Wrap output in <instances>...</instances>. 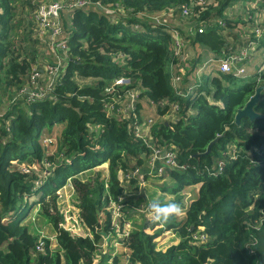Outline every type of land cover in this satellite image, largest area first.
Here are the masks:
<instances>
[{
    "label": "trees",
    "instance_id": "16d2710c",
    "mask_svg": "<svg viewBox=\"0 0 264 264\" xmlns=\"http://www.w3.org/2000/svg\"><path fill=\"white\" fill-rule=\"evenodd\" d=\"M90 1L62 15L68 58L46 85L45 64L55 61L44 58L45 44L33 19L36 4L0 0V99H6L0 116V264H94L98 254L106 261L98 228L111 230L110 204H144L150 212L152 202L125 197L120 172L136 183L139 174L133 173H149L158 148L176 154L175 166L159 177L173 181L163 190L176 196L182 215L167 223L145 219L141 228L120 238L128 264H264V91L254 107L262 116L236 121L264 83L263 69L255 72V80L239 85L250 74L247 55L264 47V24L261 33L246 25L264 21V13L251 3L246 15L232 18L233 4L246 0H219L203 11L202 25L182 33L194 50L190 69L206 66L201 78L185 77L177 87L175 72L185 70L176 54L172 30L177 27L163 15L172 9L176 14L175 8L190 0ZM18 15L28 33L19 34ZM240 23L246 42L233 35ZM251 44L252 52L243 55ZM234 56L242 59L231 61V71H221L218 60ZM242 68L244 74H238ZM35 70L42 74L45 93L12 101L19 90L32 87ZM77 75L94 81L80 84ZM118 78L129 82L115 84ZM57 126L63 129L52 152L46 139L56 136ZM139 126L145 133L139 134ZM46 129L52 133L43 138ZM104 163H109L107 178L100 171L87 181L74 177ZM69 179L93 237L73 236L63 228L59 190ZM190 186L197 192L183 206L182 193ZM36 205L56 231L57 248L44 237V250H37L40 236L23 223ZM168 230L181 241L157 249L155 240Z\"/></svg>",
    "mask_w": 264,
    "mask_h": 264
},
{
    "label": "rangeland",
    "instance_id": "374dc122",
    "mask_svg": "<svg viewBox=\"0 0 264 264\" xmlns=\"http://www.w3.org/2000/svg\"><path fill=\"white\" fill-rule=\"evenodd\" d=\"M251 3L254 5V7L257 9L258 12L264 13V8L262 7L264 0H248V1L246 0V2H239L237 4H233V6L230 8V10L228 9L230 11V16H232V18L233 17L235 18V17H238L240 14H243V16H244V14L246 15V13H248V8H250L248 6ZM181 5H179L177 8H175L176 12L179 11V7ZM169 13L170 12H167L163 16L166 17L167 19L172 20L171 21L172 23H174L175 21L177 23H181L180 22L182 20L181 16L175 17V16L170 15ZM248 17L249 16H247V18ZM15 19H16V21L21 20L20 21L21 24H20V27L18 29L19 34L22 35L24 33H28L29 31H28V28L26 26L27 24H26L25 19L19 15ZM263 24H264V21L256 20V22L247 24L246 27L254 28L255 29L254 31L256 33H261L263 31V28H262ZM240 26H241V23L239 24V26L234 27V28H236V30L234 31L233 35L241 34L242 37L244 38V42H246V40L249 39V36L246 32H244V29L239 28ZM20 29L23 30L22 33L20 32ZM246 30L248 31L247 28H246ZM248 32L252 33L253 31H248ZM238 36H239V38L236 40L237 43H239L241 40L240 35H238ZM178 39L180 40L181 43L182 42L184 43L181 35L178 36ZM232 41H233V38H232ZM175 46H176V42H175ZM229 48H231V44H230ZM246 49H247L248 53L252 52V44H251V48H246ZM246 49H244L243 51L245 52ZM184 50L183 49L181 50L180 55H182V54L184 55ZM191 50H192V48H191ZM253 53H255V54L250 53L247 55V58L248 59L251 58L250 61L252 60L251 62L248 61V63H247L250 74H249V76H246L244 81L239 82V85H243L245 80H251V81L255 80V75H254L255 72L260 74L264 69V47H262L260 51L253 50ZM193 54H194V52L192 50V55L189 54L188 58L184 57L183 60H181V56H179L178 57L179 61L182 64H190V66L192 67ZM49 57H50V55H45L44 58L46 60V59H49ZM254 59H255V61L253 62ZM46 62H47V60H46ZM242 69H240L238 71V74L243 71ZM194 71H195V69L191 70V73L193 76H194V74H193ZM242 74H244V71L242 72ZM186 77L189 78V76H187V75H186ZM75 78H76L77 82L80 84L92 83L94 81V79H92V78L82 79L78 75ZM180 78L183 79L182 83H184L185 79L183 78V76H180ZM189 79H191V78H189ZM5 103H6V99L3 98L2 100H0V113H3L1 110L5 106ZM11 103H13V102H11ZM62 129H63L62 126L55 127V129L53 131L56 132V136H50L53 139V141L50 142L48 145H50V148H52L51 149L52 152H53V150H56L58 147L60 134H61L60 132L62 131ZM51 133L52 132H50L48 129H46L44 131L43 138L46 136H49ZM108 166H109V163H104V164H102V165H100L94 169L87 170L83 173L78 174L77 176H74V177L79 178L80 180H83V181H87V179L94 178L96 172L100 171L102 173V177L107 178L108 177V169H109ZM138 178H139V181H137L136 183L133 184L132 182L128 181L126 175L123 172H120V179H121V181L125 187V193H124L125 197L127 196L130 198V196H131V198H137L140 196V197H143L147 201L160 200L163 202H173L175 200V198H176L175 195L170 194L169 192H165L163 190L164 187H166V186L171 187L174 184L170 178H167V177L162 178V177H159L158 175L149 174V173H146L145 176H143V174H141V175H139ZM71 185L73 186V179H69L67 181V184L65 185V187L66 186L68 187L69 192L68 191L67 192L62 191L61 194H63V196H65V198H63L62 200L59 201V208L64 215V221L62 224L63 228L68 230L73 236H90V237H93L94 234L92 233V230L85 224V222L81 216V209L79 207L80 200L78 198V195H77L75 188H74L75 194H73V195L71 194V196H69V194L71 193V190H70ZM59 192H60V190H59ZM196 192H197V188H195L194 186H190V187H187L184 189V191L182 193L184 195V200L182 202L183 206H186L189 204L190 199L195 196ZM59 196H60V194H59ZM36 199L37 198H33L32 200L34 201ZM37 208H39V211H37ZM145 208H146V205H144V204L141 205L140 207H134L133 204H130V205L129 204L128 205H124V204L123 205H117L116 203L110 204V206L108 207V210L110 211L111 216H112V221H111L112 228L108 233H104L102 229L98 228L99 232H101V235H103L102 236V247H100V249H102L103 253L106 254L108 257L105 261L104 258L102 257V255L98 254L94 264H99V262L102 263V259L104 260L103 264H115L114 263L115 258H119L121 260L120 264H128L127 257L125 255L126 249L119 242V239L122 238L124 235L126 236V234L128 235L132 231L138 230L139 228H141L143 223H145V219L146 220L152 219L151 218L152 215L147 213ZM133 210H135V211H133ZM181 211H183V209H181ZM180 215H182L181 212H180ZM105 216H106L105 211L99 213V223L100 224H102L103 221L105 220ZM40 217H43L40 214V206L36 205L30 211V213L28 214V217L23 221V223L29 224V225L32 224L34 227L38 228L40 230L39 234L42 235L41 237L51 236L56 231L53 229V226L45 217H43L44 221L39 224L38 218H40ZM32 225H30V226H32ZM39 225H40V227H39ZM125 232H127V233L124 234ZM121 233H123L124 235H121ZM177 239L181 240L179 235H177L176 233H174L172 231H167L155 240L157 243V249L165 251L170 246L178 244V243H175ZM54 244H55V240L53 241V246H55ZM55 248H57V247H55Z\"/></svg>",
    "mask_w": 264,
    "mask_h": 264
},
{
    "label": "built area",
    "instance_id": "2783aa9c",
    "mask_svg": "<svg viewBox=\"0 0 264 264\" xmlns=\"http://www.w3.org/2000/svg\"><path fill=\"white\" fill-rule=\"evenodd\" d=\"M32 1L34 4H36V9L34 10L33 13L36 32L38 38L45 44L42 47V50H44L47 55L54 56L55 62L47 63L45 64L44 67L47 73L46 77L49 79V83L46 85H51V83L54 82L55 78L58 77L61 67L65 64L66 59L68 58L67 41L61 38L64 34L62 15L68 12L69 10L79 7H84L89 4H92L93 2H91L90 0H32ZM218 4H219V0H190L189 3L181 5L179 7V11H177L176 14L173 13V9L169 14L172 16H181L182 18L189 19L190 20L189 24L193 28L192 30H195L199 24L202 25L203 23L201 20H199V15L203 11H206L211 6H217ZM178 12L180 15H177ZM162 18H156V19L161 20ZM172 31L175 36L176 54L180 55L181 50L184 47V43L183 42L181 43L180 40L178 39L179 36L178 31L176 29H173ZM199 31L200 32L203 31V27H200ZM247 53H248L247 49L245 50V52L243 51V55H247ZM238 59L241 60L242 57L234 56L230 59L222 60L221 58L220 60H218L220 63L221 71L223 72L231 71V61L233 60L235 62ZM205 66L206 64H204L199 68H196L195 75L197 76V78H200ZM41 76H42L41 72L35 70L31 76L32 87L31 88L24 87L21 90H19V92L13 97L12 101L19 100L24 94H28L29 99H33L36 96H42L45 93L46 86L40 85ZM180 76L182 75L176 74L173 77V83L177 87L183 82V79H181ZM127 82H129V80L125 78H118L115 80V84L118 85ZM108 90H110V88H108ZM1 115L2 113H0V116ZM138 132L139 134L145 133L144 126H139ZM52 141H53L52 138L46 139L47 143H50ZM175 158H176V154L172 150H164L160 148L155 149L149 160V167H148L149 174H155L161 176L164 173V170L167 166H175L176 164ZM136 173L140 175L141 171L137 169L135 170L133 175ZM145 210L147 211V213L152 215V213L148 211L147 207L145 208ZM124 234L121 233V235ZM43 238L44 237L40 236V240L37 246V250L39 251L44 250ZM200 238L204 239L205 237L201 236Z\"/></svg>",
    "mask_w": 264,
    "mask_h": 264
},
{
    "label": "crops",
    "instance_id": "0c3cea01",
    "mask_svg": "<svg viewBox=\"0 0 264 264\" xmlns=\"http://www.w3.org/2000/svg\"><path fill=\"white\" fill-rule=\"evenodd\" d=\"M183 20H184V22L183 23H177L176 21L174 22V26H176L177 27V29L179 30H177L176 28V30L178 31V33H179V35H181L182 36V39H183V41H184V47H183V50H184V55L182 54L181 55V60H183L184 59V57H186V58H188V55L189 54H191L192 55V50H193V48H192V46L187 42V44L185 43V39L184 38H186V36L189 34V31H191L193 28H192V26H190V20L189 19H185V18H183ZM186 20H187V22H186ZM183 24V25H182ZM185 32V33H187V35H184L182 32ZM193 31V30H192ZM187 41V40H186ZM186 47V48H185ZM188 48V49H187ZM191 48H192V50H191ZM193 52H194V50H193ZM211 57V56H210ZM52 59L54 60V57L53 56H50L49 57V60L50 61H52ZM194 59V58H193ZM256 59V58H255ZM255 59L253 60V62L255 61ZM252 61V60H251ZM250 61V62H251ZM53 62V61H52ZM180 62V61H179ZM182 67H183V69H185L183 72H180V71H178V74H181V75H183V78L185 79V77H186V75L187 76H189V78H191V79H194V80H197V79H199V78H197V76L195 75V71H196V69H195V71L193 72V74H194V76L192 75V73H191V66H190V64H182ZM191 68V69H190ZM190 69V70H189ZM175 74H177V71L175 72ZM202 76H200V78H201ZM0 100H2V99H0ZM2 106V105H1ZM4 109H5V106L3 107ZM46 137H48V136H46ZM45 138V137H44ZM52 151V150H51ZM54 151V150H53ZM91 170V169H90ZM70 190H71V193L69 194V196H71V194L73 195V194H75V192H74V187L71 185L70 186ZM62 191H64V192H69V190H68V187L66 186H64L62 189H60V192H59V194H60V197H59V201L60 200H62L63 198H65V196H63V194H61L62 193ZM37 211H39V208H37ZM44 218L43 217H40V218H38V221H39V224L40 223H42L44 220H43ZM28 227H29V231L32 233V234H37V235H39V236H42V235H40L39 233V229L38 228H36V227H34L32 224H30V225H32V226H30L29 224H26ZM32 227V228H31ZM39 227H40V225H39ZM54 229V228H53ZM52 230V229H51ZM53 231V230H52ZM125 231V230H124ZM168 231H171V230H168ZM54 232V231H53ZM165 232H167V231H165ZM164 232V233H165ZM173 232V231H172ZM127 232H125V234H126ZM163 234V233H162ZM127 235V234H126ZM45 237V236H44ZM46 238H49V239H51V244H52V247L53 248H55V247H58V241H57V234H56V232H54L51 236H47ZM55 240V246H53V241ZM181 240H179V239H177L176 240V242L175 243H179Z\"/></svg>",
    "mask_w": 264,
    "mask_h": 264
},
{
    "label": "clouds",
    "instance_id": "9594fccd",
    "mask_svg": "<svg viewBox=\"0 0 264 264\" xmlns=\"http://www.w3.org/2000/svg\"><path fill=\"white\" fill-rule=\"evenodd\" d=\"M149 210L152 213L153 222L167 223L172 217L180 214L181 207L176 202L153 200L149 204Z\"/></svg>",
    "mask_w": 264,
    "mask_h": 264
},
{
    "label": "water",
    "instance_id": "95a60500",
    "mask_svg": "<svg viewBox=\"0 0 264 264\" xmlns=\"http://www.w3.org/2000/svg\"><path fill=\"white\" fill-rule=\"evenodd\" d=\"M30 91V90H29ZM264 91V84L259 85L256 88L255 94L252 95V97L250 98V100L247 102V104L245 105L244 108L240 109L237 114H236V121L240 122V119L243 116H248L251 119L254 118H258L261 117L262 115L257 113L254 109L256 103L260 100L261 95ZM218 140V138H216L213 142H211V144L208 146V150L211 149V146L214 144V142H216Z\"/></svg>",
    "mask_w": 264,
    "mask_h": 264
}]
</instances>
